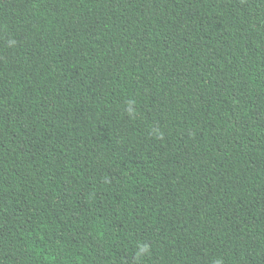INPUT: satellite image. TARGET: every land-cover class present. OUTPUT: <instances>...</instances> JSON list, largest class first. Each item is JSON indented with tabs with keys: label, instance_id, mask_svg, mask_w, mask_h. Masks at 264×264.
Listing matches in <instances>:
<instances>
[{
	"label": "trees",
	"instance_id": "obj_1",
	"mask_svg": "<svg viewBox=\"0 0 264 264\" xmlns=\"http://www.w3.org/2000/svg\"><path fill=\"white\" fill-rule=\"evenodd\" d=\"M0 264H264V0H0Z\"/></svg>",
	"mask_w": 264,
	"mask_h": 264
}]
</instances>
